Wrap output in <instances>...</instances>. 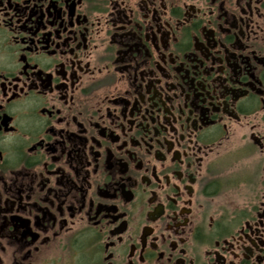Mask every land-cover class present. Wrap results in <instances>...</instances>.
Returning <instances> with one entry per match:
<instances>
[{"label": "flooded vegetation", "instance_id": "af4514ba", "mask_svg": "<svg viewBox=\"0 0 264 264\" xmlns=\"http://www.w3.org/2000/svg\"><path fill=\"white\" fill-rule=\"evenodd\" d=\"M0 264H264V0H0Z\"/></svg>", "mask_w": 264, "mask_h": 264}]
</instances>
